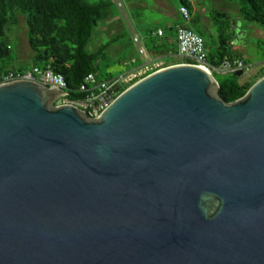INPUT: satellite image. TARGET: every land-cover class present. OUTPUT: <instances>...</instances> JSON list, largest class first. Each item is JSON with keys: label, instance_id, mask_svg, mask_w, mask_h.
<instances>
[{"label": "water", "instance_id": "1", "mask_svg": "<svg viewBox=\"0 0 264 264\" xmlns=\"http://www.w3.org/2000/svg\"><path fill=\"white\" fill-rule=\"evenodd\" d=\"M68 94L0 84V264H264V75L226 102L172 64L96 117Z\"/></svg>", "mask_w": 264, "mask_h": 264}, {"label": "trees", "instance_id": "2", "mask_svg": "<svg viewBox=\"0 0 264 264\" xmlns=\"http://www.w3.org/2000/svg\"><path fill=\"white\" fill-rule=\"evenodd\" d=\"M179 2L180 5H186L192 12L190 0H179ZM237 2L238 10L245 20L255 22L264 28V0H237ZM110 6L111 1L109 0L96 2L87 0H0V73L24 72L23 67H13L11 46L5 35L6 28L17 25L19 16L22 15L25 18L27 40L31 50L30 67H49L53 73L62 75L69 91L67 98H79L81 94L78 90L83 78L88 73H96L97 62L103 57L105 50L119 38L118 36L112 37L93 52H89L86 48L98 22L108 16ZM190 21L198 22L197 18L192 16ZM170 31H174V27H170ZM199 35L202 36L201 33ZM160 37L156 38L160 40L162 39ZM215 41L214 48L206 50V61L209 65L216 66L225 57L241 58L235 50L231 49L230 39L224 28H219ZM162 46L166 47L163 40L153 43L152 52L156 54L177 53L173 50L168 51L166 48L162 49ZM174 46L177 47V45ZM175 59L177 60L166 62L161 67L191 63L190 59L179 55L178 57L176 55ZM156 69L158 68L149 69L143 76ZM225 74H230L233 78L215 79L219 84V95L226 102L241 97L253 83L251 81L240 82L241 76H235L233 72ZM126 85L121 87L120 91L124 90Z\"/></svg>", "mask_w": 264, "mask_h": 264}, {"label": "rangeland", "instance_id": "3", "mask_svg": "<svg viewBox=\"0 0 264 264\" xmlns=\"http://www.w3.org/2000/svg\"><path fill=\"white\" fill-rule=\"evenodd\" d=\"M96 2L99 0H87ZM111 6L108 16L100 20L95 27L93 34L87 43V50L93 52L98 47L118 36V40L112 43L106 50L103 57L97 62L96 77L99 79H109L121 73L126 74V87L143 77V74L151 68H160L166 62H173L175 55H163L153 53L149 58L143 59L138 52L132 39L135 33L140 39L144 37L145 49L152 52L153 43H158L163 39L149 35L151 29L162 27L166 34H169L170 26L176 22H181L179 14V0H109ZM192 6V17L197 18V23L189 22L190 28L196 33H201L209 50H212L218 37L219 28L226 30L230 43L239 48L236 36L239 29L245 32L241 34L243 49H240L248 63L252 64V69L244 71L240 77V82H255L264 75V28L255 22L245 20L239 10L237 0H190ZM222 14V15H218ZM26 24L24 16L20 15L17 25L6 28L5 35L11 46L10 54L13 67H23V71L30 70L31 50L28 45ZM166 47V50L177 52V47ZM178 57V56H177ZM118 60L125 62V69L122 71L107 72ZM143 60L145 63L142 64ZM262 61V62H259ZM142 64V65H141ZM141 65V66H140ZM162 68V67H161ZM106 71V72H105ZM215 78H233L230 74L213 71ZM124 85H122L123 87Z\"/></svg>", "mask_w": 264, "mask_h": 264}, {"label": "built area", "instance_id": "4", "mask_svg": "<svg viewBox=\"0 0 264 264\" xmlns=\"http://www.w3.org/2000/svg\"><path fill=\"white\" fill-rule=\"evenodd\" d=\"M178 11L184 22L177 23L174 26L177 54L179 56L188 58L191 60L190 64L202 65L211 72L229 73L241 70L243 73L252 69V64L242 58L229 59L225 57L218 65H209L206 61L207 53L204 39L185 24L191 19L189 8L186 5H180ZM152 34L160 37L163 35V29L158 28ZM132 36L138 52L144 54L145 47L142 38L140 39L135 33H132ZM127 73H121L109 79H99L94 73H88L79 86L78 91L81 94L79 98L68 99L67 96H64L58 99L55 104H73L84 110L88 116L96 117L121 92L120 88L122 85L127 84L129 81ZM16 79H33L45 85L68 90L63 76L53 73L49 67L41 68L35 66L21 73H14L13 71L0 73V84Z\"/></svg>", "mask_w": 264, "mask_h": 264}, {"label": "crops", "instance_id": "5", "mask_svg": "<svg viewBox=\"0 0 264 264\" xmlns=\"http://www.w3.org/2000/svg\"><path fill=\"white\" fill-rule=\"evenodd\" d=\"M191 16H192V12H191ZM189 22H191V21L185 22V24H186L188 27H190V25L188 24ZM177 23H184V22H183V20H182L181 22H176L175 25H176ZM175 25H174V26H175ZM174 26H170V27H174ZM241 27H242V26L238 27L239 31H238V33H237L238 36H236V39H237V40H238V39L240 40V41H238L239 48H240V49H243L244 46L242 45V41H241L240 37H241V34H243L245 31L242 30ZM158 28H162V27H157V28L151 29V30L149 31V34H151V36H153V37H157V36L153 35L152 32H154V31H155L156 29H158ZM162 29H163V28H162ZM169 29H170V28H169ZM263 32H264V31H263ZM143 38H144V37H142V41H143V44L145 45V42H144V39H143ZM160 38L163 39V41L165 42L167 48L170 47L171 44L176 45V36H175V32H174V31H171L169 34H166L165 30L163 29V35H162ZM204 42H205V41H204ZM215 45H216V43H215ZM230 45H231V49H232V50H235V51L240 55V57H241L242 59H244V60L247 62V60L245 59V57H244V55L242 54L241 50L238 49V48H236L235 46H233L231 43H230ZM144 47H145V46H144ZM166 47H163V46H162L161 48H162V49H163V48L165 49ZM205 47H206V50H207L208 47H207L206 44H205ZM145 48H146V47H145ZM151 54H153V52H149L147 49H145V53L142 54V56H143L142 58H143V59H145V58L148 59L149 56H150L149 60H152L153 57L151 56ZM175 54L178 56L177 53H171V52L164 53V54H160V55L163 56V55H175ZM145 60H146V59H145ZM145 60H143L142 64L145 63ZM259 62H262V61H259ZM115 63H119L121 66H125V62H124V61H121V60H118V61L115 62ZM142 64H141V65H142ZM141 65H140V66H141Z\"/></svg>", "mask_w": 264, "mask_h": 264}]
</instances>
